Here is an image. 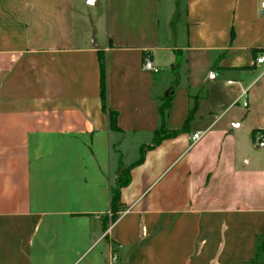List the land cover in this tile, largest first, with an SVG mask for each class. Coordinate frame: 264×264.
<instances>
[{
  "label": "crops",
  "instance_id": "obj_1",
  "mask_svg": "<svg viewBox=\"0 0 264 264\" xmlns=\"http://www.w3.org/2000/svg\"><path fill=\"white\" fill-rule=\"evenodd\" d=\"M263 4L0 0V264H264Z\"/></svg>",
  "mask_w": 264,
  "mask_h": 264
},
{
  "label": "trees",
  "instance_id": "obj_2",
  "mask_svg": "<svg viewBox=\"0 0 264 264\" xmlns=\"http://www.w3.org/2000/svg\"><path fill=\"white\" fill-rule=\"evenodd\" d=\"M99 62H100V71H101V89H102V103H103V109L108 114L110 119V127L112 130L120 131L118 127V113L117 111H114L108 107L107 104V62L104 54L100 52L99 56ZM179 83V79L176 81V83L172 86L169 96L164 99V103L160 106V115L162 117V126L159 130L155 132V137L152 145L142 147L141 149V158L131 165L128 168H125L122 164V161L120 159V166L119 171L117 174V179L115 183V187L112 190V199H111V212H112V218L111 223L115 222L117 219V214L120 212L121 209V190L122 188L128 186L131 182V169L136 167L137 165H140L143 163L145 159V152L148 150L153 149L154 147L158 146L163 140L172 137L177 134V132H170L166 128V120L168 111L172 106L173 101V94L175 91V88L177 87ZM198 107V100L195 98L192 102L189 117L186 121L184 129H187L188 124L192 120L196 110ZM109 223V220H106V224Z\"/></svg>",
  "mask_w": 264,
  "mask_h": 264
},
{
  "label": "built area",
  "instance_id": "obj_3",
  "mask_svg": "<svg viewBox=\"0 0 264 264\" xmlns=\"http://www.w3.org/2000/svg\"><path fill=\"white\" fill-rule=\"evenodd\" d=\"M264 8V4H263ZM257 63L263 64L264 63V55L257 58ZM144 68L148 71H155L156 67L153 64V61L150 58H146ZM244 105H246V102H244ZM201 138L200 133H196L193 135L192 141L193 143H196ZM253 143L258 148H264V131H257L253 136ZM118 260L117 256L114 255L112 257V262L116 263Z\"/></svg>",
  "mask_w": 264,
  "mask_h": 264
},
{
  "label": "rangeland",
  "instance_id": "obj_4",
  "mask_svg": "<svg viewBox=\"0 0 264 264\" xmlns=\"http://www.w3.org/2000/svg\"><path fill=\"white\" fill-rule=\"evenodd\" d=\"M176 20H177V21L179 20L178 17L176 18ZM177 21H176V22H177ZM177 23H178V22H177ZM177 26L180 27V24H177ZM183 35H184V33H183Z\"/></svg>",
  "mask_w": 264,
  "mask_h": 264
}]
</instances>
